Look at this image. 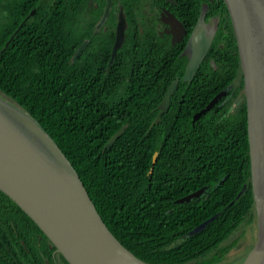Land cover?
<instances>
[{
	"label": "trees",
	"instance_id": "obj_1",
	"mask_svg": "<svg viewBox=\"0 0 264 264\" xmlns=\"http://www.w3.org/2000/svg\"><path fill=\"white\" fill-rule=\"evenodd\" d=\"M89 1L0 0V93L54 139L108 228L138 258L149 264H241L246 254L224 262L237 242L227 241L255 220V210L244 77L227 5L224 0H177L176 7L165 0H113L114 25L97 29L107 0H95L97 9ZM146 1L174 8L190 31L202 13L206 22L217 23L192 86L197 94L207 91L206 103L235 83V113L207 112L192 123L196 108H188L193 97L188 91V104L173 107V100L161 121L154 122L170 81L181 71H164L157 34L144 32L151 30L141 20L138 24L136 7ZM119 7L128 20L126 40L110 63ZM123 126L113 145L104 148ZM205 186L207 193L199 198L178 202ZM0 213L1 218L13 215L0 233L15 230L17 236L11 252H0V264H46V259L70 264L60 252L55 261L56 246L1 190ZM38 236L40 247L33 240Z\"/></svg>",
	"mask_w": 264,
	"mask_h": 264
},
{
	"label": "water",
	"instance_id": "obj_2",
	"mask_svg": "<svg viewBox=\"0 0 264 264\" xmlns=\"http://www.w3.org/2000/svg\"><path fill=\"white\" fill-rule=\"evenodd\" d=\"M174 2V0H168ZM235 31L244 94L247 105L251 183L256 210L257 239L241 264H264V0H224ZM113 0H107L102 21L105 23ZM34 11L32 12V14ZM174 37L182 39L183 24L169 16ZM126 18L121 11L116 26L112 59L126 37ZM217 31L202 13L187 42L190 54L184 80L191 81ZM84 41L76 59L87 45ZM177 83V82H176ZM175 83L167 90L154 122L168 111ZM218 100L216 97L197 120ZM120 128L104 148H109L123 133ZM159 152L153 156V172ZM222 182V181H221ZM203 187L181 199L180 203L199 198ZM246 189L244 186L242 192ZM0 190L10 197L43 231L70 264H149L125 247L111 232L92 201L80 175L54 139L14 100L0 93ZM218 214L195 227L190 234L204 229ZM46 264H50L48 259Z\"/></svg>",
	"mask_w": 264,
	"mask_h": 264
},
{
	"label": "flooded vegetation",
	"instance_id": "obj_3",
	"mask_svg": "<svg viewBox=\"0 0 264 264\" xmlns=\"http://www.w3.org/2000/svg\"><path fill=\"white\" fill-rule=\"evenodd\" d=\"M89 2H90V5H92L94 7V9H97L98 6H97L95 0H90ZM165 2L167 4L173 5L175 7L178 5L177 0H174V2H169L168 0H165ZM113 8H114V1L112 4V7L110 9L109 15L106 18L105 23L102 24L101 27L114 25L112 23L113 12H114ZM105 9H106V6L104 7V11H103L100 19L98 20V22H96L95 27L97 29H101V27H98V26L100 25V23L102 21V18H103L104 13H105ZM33 11L35 12V9L32 10L31 12H33ZM121 11H123V14L126 18V22H127V26H128V20H127L126 14L124 13V10L122 9V7H119L118 12L116 13L117 19H116V24H115V38H116V26L118 24V19H119ZM135 15H136L137 20L139 21L138 24H140L141 22H144L145 25L151 30V31H144V32H146L147 34H149L151 36H154L157 34V38H156L157 47H156V49L159 53L158 55L163 60L166 61V66L164 68V71H169V73H173L172 68H174V67H176V68L178 67V69H180V71H181V72H178L179 73L178 76L174 77V79H172V81H170V84L168 85L161 101L159 102V104L157 106L158 110H157L154 121L156 120V118L160 112V104L163 101L167 90L169 89L170 85L174 84V83H175L176 89L170 98L168 111L171 108V102L173 100H174V105H172L173 107H176L177 105H179L180 108H182V105H185V103L187 102V98H186L187 92L190 91L191 94L189 95V97H191V96H193V97L191 98L192 103L188 106V108H190V110H193L196 108V112H194L192 115V120H191L192 123H195L198 119L201 118L202 115L206 114L207 112L210 113V115H213V114L219 115V114L224 113L225 117L226 116L229 117L231 114L236 112V108L238 107L239 102L236 100V95H235L236 84L235 83L230 84L228 87L218 91L217 94H215L208 102L205 103V100L208 97L207 91L206 92L202 91L200 94H197L199 91H194V89H197L196 88L197 86H192L194 78L191 81H185L184 80L186 68H187V65L189 62V57H190V54L187 53L186 47H187V42H188L190 33L192 31L188 30L186 23L180 19V17L176 14V10L174 8L172 10L169 6H166V5H160L159 7H153L152 1H146L145 5L142 6L141 9H140V6L136 7V14ZM171 15L175 16V18H177L183 24V27H184V30L186 31V33L183 35L182 39H178L177 37H174L175 35L173 34L172 28H171L170 24H168L169 16H171ZM91 19L92 18L89 19V22H91ZM140 20H141V22H140ZM207 23H209L211 26L217 25V23L215 21H213L212 23H210V22H207ZM126 29H127V27H126ZM141 31H143V30H141ZM125 33H126V31H125ZM186 38H188V39L186 41V44L183 46V44H184L183 42L185 41ZM125 40H126V37H125ZM214 40H215V38H214ZM87 41L89 42V40H87ZM207 55H208V53H207ZM207 55H206V57H207ZM205 58H204V60H205ZM113 60H114V58L113 59L111 58L110 63H112ZM167 67H168V70L166 69ZM185 83H186L185 92L179 93L181 91L180 90L181 86L184 85ZM203 94H205L204 97H202ZM216 97H218V100L215 102V104L212 105V107L208 111L204 112L201 116H199V118L197 120H194V117L196 115H198L200 112H202ZM203 102L205 104L203 106L199 107V109H198V106L202 105ZM187 104H188V102H187ZM168 111L164 112L163 114L167 113ZM163 114L161 115V119H162ZM160 121H158V122H160ZM204 193H207V192H204ZM1 215H2V213H0V231H1V228L3 226H5L6 221L8 220V217L13 218V215L10 213H3L4 218H1ZM9 223L11 225H14L13 219L10 218ZM14 231H13V233L9 232L8 234H6L4 231L0 233V252L2 250H5V251L9 250L10 252L12 251V246H14L16 244V237H17L16 232H14ZM6 236H9V237L6 238ZM33 240H36V242L38 243L37 244L38 247L41 246V240H42L41 236L33 237ZM20 241H21V243H24V241L22 239ZM48 246H49V244H48ZM49 247H51V246H49ZM245 257L243 258V260L245 259ZM53 258L55 259V261H56V258H59V254H58L57 250H54ZM229 261L230 260H228V262Z\"/></svg>",
	"mask_w": 264,
	"mask_h": 264
},
{
	"label": "rangeland",
	"instance_id": "obj_4",
	"mask_svg": "<svg viewBox=\"0 0 264 264\" xmlns=\"http://www.w3.org/2000/svg\"><path fill=\"white\" fill-rule=\"evenodd\" d=\"M255 210V208H254ZM257 239V221H256V210H255V220H253L250 224L245 222L227 241L233 242L236 240L237 242L231 248L229 253L226 254L224 262L228 260H233L235 257L240 258L248 255L247 252H250L253 248ZM250 249V251H249ZM230 263V262H229Z\"/></svg>",
	"mask_w": 264,
	"mask_h": 264
}]
</instances>
